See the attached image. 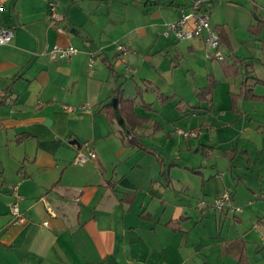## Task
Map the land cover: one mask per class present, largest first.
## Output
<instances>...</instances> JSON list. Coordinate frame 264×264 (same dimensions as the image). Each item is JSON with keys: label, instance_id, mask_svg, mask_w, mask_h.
<instances>
[{"label": "crops", "instance_id": "crops-1", "mask_svg": "<svg viewBox=\"0 0 264 264\" xmlns=\"http://www.w3.org/2000/svg\"><path fill=\"white\" fill-rule=\"evenodd\" d=\"M49 1L0 0V25L14 32L0 45V264H264V25L250 30L242 55L225 28L230 60L180 86L174 71L165 74L163 52L185 41L191 54L208 53L202 37L162 35L183 0H53L64 34ZM55 43L79 52L54 61ZM118 44L128 53L119 56ZM245 79L256 97L243 91ZM168 82L177 84L171 94ZM118 88L149 119L137 133L151 151L107 119ZM83 142L97 158L76 165ZM14 185L24 223L10 211ZM224 191L240 210L213 207Z\"/></svg>", "mask_w": 264, "mask_h": 264}, {"label": "built area", "instance_id": "built-area-1", "mask_svg": "<svg viewBox=\"0 0 264 264\" xmlns=\"http://www.w3.org/2000/svg\"><path fill=\"white\" fill-rule=\"evenodd\" d=\"M185 3L180 7L181 17L178 20L167 22L165 28L162 31V35L173 36L178 40H190L195 37H202L206 46L208 55L217 60H224L225 56L221 50V38L219 33L211 25V13L213 9L214 0H183ZM3 5L0 3V9ZM188 9V10H186ZM48 16L51 23L55 26L60 34L66 33V28L61 24L62 17L58 10V5L55 1L51 0L48 3ZM14 32L12 29L3 27L0 25V45L8 44L12 41ZM117 51L119 56L128 53L129 48L124 44L117 45ZM79 49L72 45H63L61 43H55L48 48V53L52 60H69L74 55L78 54ZM93 55L91 56L90 66L93 64ZM126 70L133 72L134 68L127 65ZM67 110L75 111L78 107L71 105H64ZM79 108L88 110V105H81ZM180 133L189 137L197 136L195 130H179ZM97 158V152L90 142H83L77 147L76 155L73 159V163L76 165H85L89 161H93ZM12 201L9 203L10 211L17 222H26L27 218L20 209V200L23 198L19 192L18 186H11ZM213 207L219 210L225 208H231L233 210H240V207H234L232 205V197L229 191H224L218 195L214 202ZM51 214L54 211L48 208ZM263 226H264V220ZM44 225L48 226L49 221L46 220ZM260 250L264 253V232L259 242Z\"/></svg>", "mask_w": 264, "mask_h": 264}, {"label": "rangeland", "instance_id": "rangeland-1", "mask_svg": "<svg viewBox=\"0 0 264 264\" xmlns=\"http://www.w3.org/2000/svg\"><path fill=\"white\" fill-rule=\"evenodd\" d=\"M260 17L262 19L264 17V0H214L210 21L216 30L220 31V29L222 30L223 28L225 30L226 28L232 34V42L235 46L234 51L236 54L242 55L243 50L241 48L252 43L251 39L253 35L250 27L259 21ZM186 46L187 42L181 41L177 47L174 46L173 50L168 52L165 50L163 52L165 74L174 71V80L175 82H179L181 86L186 80H196L197 83H200L203 76L200 75L201 72L214 71L216 68V72L219 73V60L207 58L208 53L206 56L204 50H201L195 56L187 50L188 47ZM176 50L180 53L179 56L176 55ZM223 53L228 60L233 56L228 51H224ZM133 78L135 82H140L141 86L144 87V82L140 80L139 76L129 77V80L134 82ZM175 82L173 85L169 82L166 84L165 89L168 94H171L175 86H177ZM164 108L167 110L168 106Z\"/></svg>", "mask_w": 264, "mask_h": 264}, {"label": "trees", "instance_id": "trees-1", "mask_svg": "<svg viewBox=\"0 0 264 264\" xmlns=\"http://www.w3.org/2000/svg\"><path fill=\"white\" fill-rule=\"evenodd\" d=\"M264 25V20H259L257 25H254L250 30L253 33H256L258 28H261ZM257 27V29H255ZM219 35L221 38L222 43L229 44L227 33L220 29ZM239 62V63H238ZM242 64V59L238 58L235 62V72L236 74H239L240 72L236 70L237 65ZM248 66V65H246ZM110 69L113 70V68L110 66ZM248 79H245L243 81L242 89L243 91L248 95V97H256V95L252 92V89L248 87L247 84ZM215 84L214 82H211L208 86L202 88L199 92V98L200 99H207L210 95H212L214 90ZM118 100V110L121 115L122 121L119 123L123 126L122 129V139L124 141L129 142L131 145L136 146L141 149H145L146 151H151V149L145 147V145L141 142L139 139V135L137 133V129L142 127L144 124L149 122V119L147 117L139 116L135 111V102L134 100L124 98L123 92L121 88H118L114 95ZM171 97L162 96V101H167ZM106 108V117L108 120L112 122H118V115L114 108V106L111 103H108L105 105ZM155 125V124H154ZM157 126V124H156ZM159 128V127H158ZM240 259V264L244 262V259L242 257Z\"/></svg>", "mask_w": 264, "mask_h": 264}, {"label": "water", "instance_id": "water-1", "mask_svg": "<svg viewBox=\"0 0 264 264\" xmlns=\"http://www.w3.org/2000/svg\"><path fill=\"white\" fill-rule=\"evenodd\" d=\"M72 31H74L73 29H72ZM117 98H113V100H112V103H113V105L117 108ZM117 114H118V120L119 121H122V118H121V115L119 114V112L117 111Z\"/></svg>", "mask_w": 264, "mask_h": 264}]
</instances>
